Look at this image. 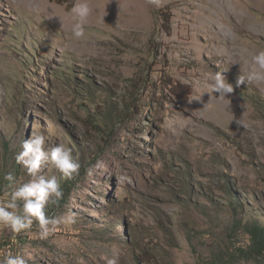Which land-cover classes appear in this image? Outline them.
I'll use <instances>...</instances> for the list:
<instances>
[{"label":"rangeland","instance_id":"rangeland-1","mask_svg":"<svg viewBox=\"0 0 264 264\" xmlns=\"http://www.w3.org/2000/svg\"><path fill=\"white\" fill-rule=\"evenodd\" d=\"M77 2L0 0V175L15 178L0 201L31 180L12 158L32 133L72 148L81 173L43 169L69 186L46 209L61 223L47 238L0 228V259L253 264L234 248L264 228V85L236 81L264 50V0H86L79 39ZM217 72L226 98L210 92Z\"/></svg>","mask_w":264,"mask_h":264},{"label":"clouds","instance_id":"clouds-1","mask_svg":"<svg viewBox=\"0 0 264 264\" xmlns=\"http://www.w3.org/2000/svg\"><path fill=\"white\" fill-rule=\"evenodd\" d=\"M146 2L156 8L162 4V0ZM91 11L86 0H79L71 8L70 15L74 22L70 31L75 38L84 36L85 25ZM235 63L240 66L239 61ZM244 63L246 65L244 74L238 76L236 85H264V50L250 54V59H245ZM209 88L211 93H218L220 98H226L234 91L233 85L219 72L213 74ZM46 140V134L40 131L32 133L22 142L21 151L15 156V160L25 169L31 180L11 191L7 200L0 201V228L15 235L30 231L36 224L40 230V237L47 238L61 223L59 219L49 216L46 212L50 204H59L64 193L55 175L50 178L42 175L45 167L50 165L56 169L61 180H71L79 174L80 163L73 155V149L63 143L46 149ZM4 179L12 183L15 178L12 173H8ZM68 222L73 223L74 219L70 218ZM0 264H27V261L22 255L9 252L0 259ZM107 264L119 262L116 258H111Z\"/></svg>","mask_w":264,"mask_h":264},{"label":"trees","instance_id":"trees-1","mask_svg":"<svg viewBox=\"0 0 264 264\" xmlns=\"http://www.w3.org/2000/svg\"><path fill=\"white\" fill-rule=\"evenodd\" d=\"M112 110L113 109L110 110L103 109L99 113H95L93 116L94 121H96V123H101L103 128H109L108 134L112 132V127H110V123L112 122V120H114ZM97 126L100 127V125ZM16 155L17 154H15V156ZM15 156L12 158V160L14 159V161L16 162ZM18 167H21V165L17 163L14 164L13 173H17L20 171L21 168L19 169ZM79 175H81V173H79ZM4 177L5 175L4 176L0 175V188H1L0 192L5 188L4 184L7 183V181L4 180ZM73 179L69 181L72 182ZM67 187L69 186L66 185L64 187V190ZM64 190H63L64 195L62 200L59 202L58 205H53V207H55L56 209L59 207V205L62 204V202L66 197ZM246 233L249 235L248 243L244 247L241 246L235 247L234 254L236 255L237 258L243 260H249L253 264H264V228L258 225L256 222H254L247 227Z\"/></svg>","mask_w":264,"mask_h":264}]
</instances>
